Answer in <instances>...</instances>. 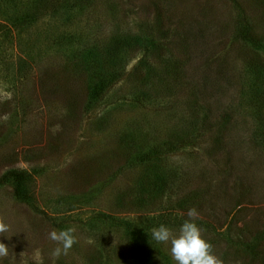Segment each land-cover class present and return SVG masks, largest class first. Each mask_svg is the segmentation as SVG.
Here are the masks:
<instances>
[{
  "label": "rangeland",
  "instance_id": "1",
  "mask_svg": "<svg viewBox=\"0 0 264 264\" xmlns=\"http://www.w3.org/2000/svg\"><path fill=\"white\" fill-rule=\"evenodd\" d=\"M83 1L28 28L22 44L0 43V176L26 170L43 210L0 186L10 226L0 264H138L140 251L176 264L148 225L185 221L193 207L224 264H264V152L243 99L248 67L264 62L243 22L264 40V0ZM61 33L80 36L77 56L58 45ZM136 35L154 47L122 48L125 65L108 66L104 50ZM101 65L108 77L95 100ZM159 171L169 185L155 192ZM70 226L78 242L54 259L49 233Z\"/></svg>",
  "mask_w": 264,
  "mask_h": 264
},
{
  "label": "trees",
  "instance_id": "2",
  "mask_svg": "<svg viewBox=\"0 0 264 264\" xmlns=\"http://www.w3.org/2000/svg\"><path fill=\"white\" fill-rule=\"evenodd\" d=\"M82 6H84L83 0H0V32L4 33L2 34L3 39L0 40V43L4 40L6 43L10 42V44H14L15 41L22 44L25 40L23 39V32L33 25L38 24L41 19L46 16L57 17V14L60 15L61 12L69 13L68 11ZM243 25L246 29L244 37L256 48L264 50V40L257 41L250 38L248 22H243ZM12 27H14L13 32L11 31ZM56 42L73 56L78 55L79 52H77L75 48L80 47L82 44L80 36L75 33H61L56 38ZM155 42L156 40L149 35H136L116 39L111 46L109 45L108 48L104 50L102 54L103 60L108 66H114L119 63L125 65L126 55H124L123 60L119 59L121 58L120 55H122V48L128 46L130 48H136L137 46H141L147 50L150 46L154 47ZM85 48L87 49V54L84 57L85 60L90 64H100L99 52H94V50L89 49L90 47ZM2 52H4V49L0 46V60ZM28 56H30L29 53ZM25 60L27 59H24V61ZM98 69L101 72L98 71L96 73L98 75L94 76L93 91L91 93L92 98L96 97L95 100L104 93V85L108 77L102 65L98 66ZM120 73L116 72L113 76L118 77ZM247 75L248 77H245L243 99L254 119L252 140L264 152V62H257L250 65L247 69ZM218 137L221 136L218 135ZM28 175L29 173L26 170L16 168L8 169L0 176V186L11 184L14 194L18 199L32 203L37 210L43 212V210L39 209L37 206L35 196L27 186L30 180ZM164 185H169L167 176L159 171V173L156 174L155 183L152 188H154L156 192L163 190ZM97 216L115 222L130 232H141L143 230V228H135L127 220L106 213L101 212L97 214ZM183 222L184 220H169L162 217L159 218L158 221L151 222L148 227L159 226L160 224L181 226ZM137 263L154 264L153 258L149 254L141 253V251L138 253Z\"/></svg>",
  "mask_w": 264,
  "mask_h": 264
},
{
  "label": "clouds",
  "instance_id": "3",
  "mask_svg": "<svg viewBox=\"0 0 264 264\" xmlns=\"http://www.w3.org/2000/svg\"><path fill=\"white\" fill-rule=\"evenodd\" d=\"M187 217L178 232L160 224L152 229V238L158 243L170 244V253L176 264H224L223 259L214 253L212 243L204 237V229L196 223L199 218L197 209L190 208ZM9 227L6 218L0 215V236H5ZM76 231L75 226L50 231L48 238L56 245L51 253L54 259L67 255L78 242ZM8 254V246L0 242V257Z\"/></svg>",
  "mask_w": 264,
  "mask_h": 264
}]
</instances>
